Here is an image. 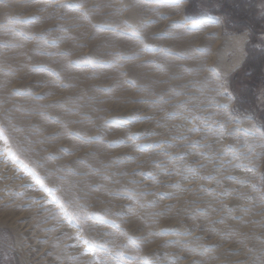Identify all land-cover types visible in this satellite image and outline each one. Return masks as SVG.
<instances>
[{"label": "rangeland", "instance_id": "1", "mask_svg": "<svg viewBox=\"0 0 264 264\" xmlns=\"http://www.w3.org/2000/svg\"><path fill=\"white\" fill-rule=\"evenodd\" d=\"M0 156V264H264V0H0Z\"/></svg>", "mask_w": 264, "mask_h": 264}, {"label": "trees", "instance_id": "2", "mask_svg": "<svg viewBox=\"0 0 264 264\" xmlns=\"http://www.w3.org/2000/svg\"><path fill=\"white\" fill-rule=\"evenodd\" d=\"M250 64V57L248 56L247 58H246V60H245V62H244V67H246V66H248ZM262 64H261V62L259 63V62H255V64H254V70L257 72V73H260V71H261V66ZM236 76H238V74L237 75H235V77ZM248 77H250V76H248ZM242 84H243V87H242V93H244V92H248L249 91V87L251 86V83L250 82H242ZM250 93L252 92V90L251 91H249ZM243 95V94H242ZM237 101L239 102V104L241 105V106H244V105H246V100H244V99H242V97H240V94H239V96L237 97Z\"/></svg>", "mask_w": 264, "mask_h": 264}, {"label": "bare ground", "instance_id": "3", "mask_svg": "<svg viewBox=\"0 0 264 264\" xmlns=\"http://www.w3.org/2000/svg\"><path fill=\"white\" fill-rule=\"evenodd\" d=\"M2 162H3V158L0 156V163H2ZM2 174L5 175V177H9L8 174H4V173H2ZM10 176L12 178H17V179L23 178L22 174L19 172H14V173L10 174Z\"/></svg>", "mask_w": 264, "mask_h": 264}]
</instances>
